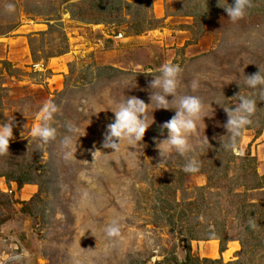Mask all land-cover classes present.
<instances>
[{"label":"rangeland","instance_id":"374dc122","mask_svg":"<svg viewBox=\"0 0 264 264\" xmlns=\"http://www.w3.org/2000/svg\"><path fill=\"white\" fill-rule=\"evenodd\" d=\"M167 61L183 69L179 92L206 104L192 150L163 162L157 143L175 115L165 109L149 110L143 144L105 148L111 110L128 96L150 103L148 73ZM257 65L264 74V0L235 23L218 0H0V125H13L0 156V264H264V191L250 190L253 164L230 157L264 130V98L243 81ZM238 93L257 110L229 150L213 102L234 107ZM46 101L57 136L43 144L30 130ZM190 158L195 173L183 170ZM113 220L120 235L109 238Z\"/></svg>","mask_w":264,"mask_h":264},{"label":"clouds","instance_id":"9594fccd","mask_svg":"<svg viewBox=\"0 0 264 264\" xmlns=\"http://www.w3.org/2000/svg\"><path fill=\"white\" fill-rule=\"evenodd\" d=\"M252 6L253 0H234L232 4L225 0L223 5H221V0H218V7L224 9L227 13V18L233 23L243 19ZM6 7L8 11L14 10V5L12 4H8ZM258 69V72L254 74L244 75L243 68V81L246 87L259 89L260 96L264 98V74H262L259 66ZM157 72L158 74L148 73V75L153 77L148 84L150 103H146L136 96H128L118 104L115 110H111L115 119L107 125L104 137L105 148H112L114 151H118L124 141L132 146L143 144L145 133L153 123L152 115V122H148L149 110L151 109L152 114L157 109H165L174 110L175 115L162 125V128L168 130V138L157 143L163 162L166 159V153L175 151L180 157H186L192 150L190 137L197 133L198 122L204 121L205 117H208L205 101L198 95L181 94L179 92L180 76L183 72L179 64L171 61L164 62L160 65ZM237 83L240 87L239 82ZM190 86L194 92L198 88V82L193 80ZM234 98L238 100L234 107L223 104L219 99L213 102L223 108L227 115V121L223 127L228 134L221 137V139L222 147L229 150L236 148L238 138L242 136L248 126L252 125V116L257 110L256 99L241 95V93L235 95ZM57 111L58 107L52 101H46L41 106L36 117L40 123L33 126L30 130L33 139L39 140L43 144L56 139L57 130L52 126L51 121ZM224 137H228L227 143H225ZM11 139H13L12 123L6 122L0 125V156L9 153ZM203 142L210 146L206 136L203 137ZM63 143L65 147H69L72 143L71 138L66 136ZM97 152L100 151L97 150L92 153L94 158ZM71 155L72 153L69 151L65 154V158L67 159ZM183 170L187 173L197 172L199 170L198 161L194 158L187 159ZM251 223L253 222L250 221ZM104 232L109 238L118 237L120 235L119 222L117 220L111 221L105 226Z\"/></svg>","mask_w":264,"mask_h":264},{"label":"trees","instance_id":"16d2710c","mask_svg":"<svg viewBox=\"0 0 264 264\" xmlns=\"http://www.w3.org/2000/svg\"><path fill=\"white\" fill-rule=\"evenodd\" d=\"M61 54V53H60ZM230 157L233 159H235V161H236V159H238V158H240V160L243 162V164L244 163H247V164H253L252 165V167H253V175H254V177L256 178V180H257V182H256V184H254V186H252V188L250 189V190H253V191H264V177L263 176H259L258 175V173L256 172V169L254 168V166L256 167V165H257V163H256V159L254 158V157H252L251 156V154L249 153V152H247V154L246 155H244V156H240V157H238V156H234V155H232L231 153H230ZM215 163V162H214ZM216 163H221V161L219 162V159L216 161ZM244 165H246V164H244ZM207 175V181H208V184H210V182H211V180H212V175L210 174V173H207L206 174ZM15 182H17V181H15ZM20 181H18L17 182V184L18 185H20ZM242 211V210H241ZM212 239H217L216 238V236H210V237H207L206 238V240H212ZM190 240H196V238H191ZM223 249L224 248H221V250L223 251ZM202 263H208V264H216V263H218L219 264V262L218 261H211V260H204V261H202ZM182 264H189V261L187 260V261H185L184 263H182ZM192 264H201V262H194V263H192ZM228 264H240V263H238V262H236V263H228ZM242 264V263H241Z\"/></svg>","mask_w":264,"mask_h":264},{"label":"crops","instance_id":"0c3cea01","mask_svg":"<svg viewBox=\"0 0 264 264\" xmlns=\"http://www.w3.org/2000/svg\"><path fill=\"white\" fill-rule=\"evenodd\" d=\"M244 148L256 159V172L264 176V130L257 137H250Z\"/></svg>","mask_w":264,"mask_h":264},{"label":"built area","instance_id":"2783aa9c","mask_svg":"<svg viewBox=\"0 0 264 264\" xmlns=\"http://www.w3.org/2000/svg\"><path fill=\"white\" fill-rule=\"evenodd\" d=\"M117 38L121 39L123 38L121 34H118Z\"/></svg>","mask_w":264,"mask_h":264}]
</instances>
